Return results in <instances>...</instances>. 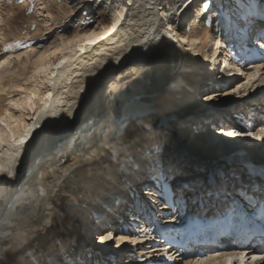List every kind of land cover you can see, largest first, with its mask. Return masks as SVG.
<instances>
[{
    "label": "bare ground",
    "instance_id": "1",
    "mask_svg": "<svg viewBox=\"0 0 264 264\" xmlns=\"http://www.w3.org/2000/svg\"><path fill=\"white\" fill-rule=\"evenodd\" d=\"M66 1L72 0H0V35L7 23L14 28L12 25L21 21L19 25L23 26L14 28L16 34L29 36L26 45L37 51L32 55L25 49L16 52L17 59L10 58L12 53L0 59V255L4 254L9 264L11 250L18 248L17 254H22L31 251L37 240L40 243L45 238L75 234L78 243L69 250L73 260L68 263L58 258L57 264H264V254L255 255L257 259L253 260L236 255L234 247L210 250L197 260L177 259L173 251L159 246L141 247L156 230L163 233L167 224L181 221L180 216L169 215L176 193L188 198L187 214L190 209L198 211L199 197L208 210H213L214 205L222 204L221 197L237 194L227 192L241 188L238 177L245 178L247 184L254 179L264 181L258 174H244L249 167L255 172L259 162L264 164V156L255 157L256 150L264 146V139L259 138L264 136L260 131L264 123L249 131L252 136H229L235 130L227 128L239 127L232 114L234 107L239 105L236 111H243L247 104L264 97V62L255 60L264 55V0H254L256 8L249 0H76L70 5ZM89 4L93 13L74 20L73 13L81 7L89 8ZM190 5L191 21L181 25L177 17L185 16ZM4 23L5 27L1 26ZM49 31L46 40L33 44L32 38ZM255 31L260 35L254 37ZM253 37L256 40L249 42ZM8 63L13 66H5ZM239 75L246 81L234 80L231 84L230 80ZM224 82L230 84L209 91L207 97L212 99H195L201 120L211 123L210 131L203 126L194 135L188 128L193 120L174 122L178 114L190 116L186 110L195 108L179 107L185 96L197 95L202 86L217 84L218 88ZM210 104L214 106L206 109ZM14 107L24 112L17 114ZM217 112L222 114L221 120L215 118ZM215 128H224L218 135L222 144L204 155L231 157L228 167H234L232 172L237 175L233 178L227 179L228 174L222 178L220 170L214 178L215 169H194L190 164L187 154L203 143L210 142L209 147L218 131ZM190 132L194 136H189ZM235 132L244 133L238 128ZM159 149L163 155L159 163H152L151 153L155 156ZM132 150L138 154L134 156ZM143 152L145 160L141 158ZM104 154L121 156L118 166H106L101 160ZM139 169L142 175L158 172L170 180L165 195L169 204L162 203L158 187L150 185L144 190L138 181L130 183L138 177ZM169 170L173 180L167 175ZM8 172L14 175L8 176ZM209 176L213 183L208 182ZM174 180L180 182L179 188L172 186ZM61 181L70 187L67 191L62 188L68 196L66 208L75 207L85 192L92 191L98 201L75 207V215L70 209L55 211L59 199L53 198V192ZM155 181L159 183L160 179L152 183ZM181 183L190 185L182 187ZM232 183L234 188L230 189ZM214 190L219 193L217 199L209 194ZM149 211L158 215L162 211L166 221L152 220L148 227L144 220L138 224L140 213L146 217ZM94 216L96 225L90 220ZM82 218L90 220V226L83 228L89 238L93 236L90 250L80 242V232L75 231ZM40 229L45 231L39 233ZM114 231L118 235L114 242L101 239ZM33 234L30 248L26 242ZM123 249L133 256L121 259Z\"/></svg>",
    "mask_w": 264,
    "mask_h": 264
},
{
    "label": "rangeland",
    "instance_id": "2",
    "mask_svg": "<svg viewBox=\"0 0 264 264\" xmlns=\"http://www.w3.org/2000/svg\"><path fill=\"white\" fill-rule=\"evenodd\" d=\"M18 1H20V0H18ZM76 0H72V1H70V2H67L66 1V4L68 3L69 5L70 4H72V3H74ZM249 2H250V4H251V6H253V7H255L256 8V3H255V1L254 0H249ZM253 2V3H252ZM30 3V2H29ZM212 2H210V4H211ZM31 4V3H30ZM253 4V5H252ZM193 5V4H192ZM192 5H190V6H188L187 7V14L184 16V15H181V16H179V17H177V19L181 22V25H184V26H186L190 21H191V18H192V15H193V6ZM89 6V8H87V7H81L80 9H77V11H76V13H73V18H74V20H76V19H78L79 18V16L81 15V14H83L84 16H87V17H89L92 13H93V8L92 7H90V4L88 5ZM84 10H85V12H84ZM261 14H263V13H261ZM261 16H264V15H261ZM41 17V16H40ZM91 18H93V17H90L89 19L91 20ZM187 18V19H186ZM221 18H224L223 16H221ZM262 18V17H261ZM260 18V19H261ZM87 19V18H86ZM86 19H84V21L86 20ZM225 19H226V17H225ZM224 19V20H225ZM76 21H78V20H76ZM178 21V22H179ZM7 22V21H6ZM20 22L21 21H19V22H16V24H13L12 26L14 27V28H18V26H23V24H21V25H19L20 24ZM1 24V23H0ZM8 24V23H7ZM7 24H6V27H7V29H6V31L4 32V33H2V35H0L1 36V39H0V59L5 55H8L9 53H12L11 54V56L12 57H10V58H14L15 57V59H17V56H15L16 55V52H23V51H25V49L26 50H28V51H31L32 52V55L33 54H35L37 51H36V48H34L33 46H29V44L28 45H26V43L28 42V40L30 39L29 38V36H26L25 38L24 37H20L19 35H21V33L20 34H16V31L14 30V28H12L11 26L9 27V26H7ZM25 25V24H24ZM1 26H3V27H5V23L3 24V25H1ZM180 26V25H179ZM184 29V28H183ZM260 32V31H259ZM259 32H257V34L258 35H260L259 34ZM254 34L256 33V31L255 32H253ZM50 34V31L49 32H44L43 34H39L38 36H36L35 37V39H33L32 38V40H33V44H35V43H37L38 41H40V42H42V41H44V40H46V38L48 37V35ZM253 34V35H254ZM257 34H255V36L254 37H256V35ZM250 37V35L248 36V38ZM254 37L249 41V42H252V40L254 41V40H256V39H254ZM241 39V38H240ZM242 41H244L243 39H241ZM259 40H261V39H259ZM37 41V42H36ZM262 41H263V45H264V38H262ZM35 42V43H34ZM248 44V43H247ZM237 47H238V45H237ZM23 49V50H22ZM183 48H181V50H182ZM222 49H224L223 47H222ZM14 52V53H13ZM34 52V53H33ZM25 53H23L22 55L23 56H25L24 55ZM232 56H233V54H231ZM230 55V56H231ZM9 56V55H8ZM256 61H259V62H264V55H260V57L258 58V59H255ZM11 63L12 64H14V61H13V59H12V61H11ZM5 64V66H11L12 64ZM206 64V63H205ZM13 66V65H12ZM11 66V67H12ZM204 66V65H203ZM210 67V66H209ZM16 69V68H15ZM239 81L240 80V82L241 83H243V82H245L246 81V78H244V75L243 76H237V78L235 79V77L232 79V80H230V83L232 82V81ZM234 81V82H235ZM229 82H224V83H222L218 88L217 87H204V86H202V88L201 89H198L197 91V95H192L191 94V96L189 95V96H185V98L183 99V101H182V103H180L179 104V107H183L184 108V106H190V107H194L195 106V108H192L191 109V111H189V110H186L187 112V114H189L190 116H185V113L183 112V113H180V114H178L177 115V117H176V119L174 120V122L175 123H178V124H180V123H184V119H186V120H193V123L192 124H190V125H188L189 127V130L190 131H192L193 132V134L195 135V132L196 131H198V132H201V131H199L203 126V128H205L206 130H208L209 129V126H210V121H206V120H204V121H202L201 120V115L199 114V111L198 110H196V107H199L200 105H198L196 102H198V101H195V99L196 100H198L199 99V97H201V99L202 98H205V97H207V94H209V91H213V90H219V89H222V88H224V87H226L227 85H229L230 84ZM232 84V83H231ZM167 85V84H166ZM213 85H215V84H213ZM190 91H193L194 89L193 88H191V89H189ZM206 93V94H205ZM197 97H198V99H197ZM192 98V99H191ZM193 100V101H192ZM260 100V99H259ZM192 102H195V103H192ZM234 103H237V102H232V104H234ZM258 104H261V102H258ZM249 105H254V103L253 104H249ZM214 105L213 104H210L206 109H208V108H211V107H213ZM239 105H237L236 107H238ZM236 107H234L233 108V115H234V113L235 114H237V113H239L241 110H237L236 111ZM176 108H178V106L176 107ZM16 110V111H15ZM214 110H216V109H214ZM14 111L17 113V114H19V113H23L24 112V110L23 109H21L20 107L18 108V107H14ZM18 111V112H17ZM20 111H22V112H20ZM189 111V112H188ZM198 111V112H197ZM239 111V112H238ZM242 112V111H241ZM240 112V113H241ZM222 114H220V112H217V114H216V116H215V118L217 117V116H219V118L220 117H222L221 116ZM237 117H239V116H236V118ZM235 118V119H236ZM213 119H214V117L213 118H211V121H213ZM219 120H221V118L219 119ZM222 125V124H221ZM220 125V126H221ZM259 125V124H258ZM257 125V126H258ZM214 126H217V127H220V126H218V125H214ZM213 126V127H214ZM198 127V128H197ZM230 127V128H229ZM259 127H260V125H259ZM227 128H229V130H237V128L239 129V127H232V125H228L227 126ZM193 129V130H192ZM215 130H218V131H215V137H213L214 139H213V142H212V144L209 146V147H207L208 145H209V143H203L202 145L200 144L199 146V148L196 150H192V151H190V153L189 154H187L188 155V157L190 158V164H191V166L194 168V169H203V167H207L206 169H215L214 170V172H213V177L214 178H216V176H218V174H217V172H219L218 170H220V173H219V175H221V177L223 178L226 174H228V176H227V179H229L230 177L231 178H233L234 176H237L236 174H234V171L232 172V169L234 168V167H228V165L230 164L231 165V163H230V161H231V157H228V156H226V157H223V158H220V159H216V158H211L210 157V155H207V156H205L204 155V153H206L207 151H213V150H215V148L218 146V145H221L222 144V142H221V139H220V137L218 136V135H220L219 133H221L220 131L222 130H224V128L223 129H218V128H215ZM208 131H210V130H208ZM192 132H190L188 135L189 136H194L193 134H192ZM217 132V133H216ZM204 142V141H203ZM220 143V144H219ZM249 146H252V143H247ZM259 148H261V149H259V150H256L257 151V153H256V155H255V157H257L258 158V156L260 155V156H264V146L262 145V147H259ZM108 150V149H107ZM261 150V151H260ZM112 151V150H111ZM161 151V149H159L158 151H156V154L157 155H155V156H153V154L151 153V157H150V159L152 160V163H153V160H155V163H159V158H160V156H162L163 154H161L162 152H160ZM259 151V152H258ZM113 152V151H112ZM158 152V153H157ZM219 152V151H218ZM225 152H228V151H225ZM132 154H134V156H135V154H138V153H134V150H132V152H131ZM143 154V155H142ZM141 154V158L142 159H144L145 160V158H146V156H145V153L143 152ZM150 154V153H149ZM239 154V153H238ZM103 155V154H102ZM105 155V157L104 158H101V160L103 159L104 161V163H105V165L106 166H111L112 168L114 167V168H116L117 166H118V162H120V158H121V156L120 157H107V154H104ZM87 157H90V156H87ZM231 158V159H230ZM84 159H85V157H84ZM82 160V159H81ZM98 160H100V158L98 159ZM115 160V161H114ZM206 160L208 161V162H206ZM259 161V160H258ZM261 161V160H260ZM102 162V161H101ZM102 162V163H103ZM112 163V164H111ZM236 163H238V164H240V162H236ZM189 164V165H190ZM260 165L262 166V167H260ZM235 166H237V165H235ZM105 167V166H104ZM137 167H139V166H137ZM140 167H142V165L140 166ZM165 167V166H164ZM214 167V168H213ZM257 167H260V168H262V169H264V164L263 163H261V162H259L258 163V166ZM180 168V167H179ZM142 169V168H141ZM141 169H139V170H137L136 171V173H137V175H138V177L136 178V180L134 179V180H131L130 179V183H132V181H133V183H135V181H138V183H139V186H142L143 187V189L144 190H146V189H148L149 187H148V185H144V183H146V182H144L142 185L140 184L141 182H143V181H145L146 180V178L148 177V176H146V172L142 175V172H141ZM217 169V170H216ZM251 169H253V168H251V167H249L248 169H247V171L245 170L244 171V174H246V177H249V176H254V174H257V172L255 171H253V170H251ZM139 171V172H138ZM151 171V170H150ZM122 173V172H121ZM126 173H128V172H125V174ZM259 176V175H258ZM124 177H125V175H124ZM205 177V175H203V176H201V177H199V179H203ZM213 177L212 176H209V181L208 182H210V183H213L212 181H210V179L212 178L213 179ZM260 177V176H259ZM172 178H174V176L172 177L171 176V179ZM113 180L112 181H114V180H116V177L115 176H113V178H112ZM238 179H239V181L243 184V186H242V184H241V188H243L244 187V183H246L245 182V178L244 179H241L240 177H238ZM111 180V179H110ZM220 179H218L217 181H219ZM111 181V182H112ZM214 181V180H213ZM155 182H157V181H155ZM161 182H163V179L161 180ZM115 183V182H114ZM128 183V182H127ZM132 183V184H133ZM164 183V182H163ZM173 183H176V185L178 186V188L180 187V182L178 183L177 181H173ZM217 183V182H216ZM236 183H238V181L237 182H235V184ZM182 184V183H181ZM247 184V183H246ZM144 185V186H143ZM190 184H188L187 186H189ZM145 186H147V187H145ZM166 186V185H165ZM182 186H183V184H182ZM106 187H109L108 185L106 186ZM124 187H125V185H121L120 186V188L122 189H124ZM166 187H168V186H166ZM184 187H186V186H184ZM62 188H64V189H66L65 191H67V190H69L70 189V187H67V186H65V182L64 181H61L60 183H59V185H58V187H56L55 189L56 190H54L55 192H53L54 193V197L53 198H55L56 200L57 199H59V200H57L56 202H57V204H58V206H56V208H55V211H58V212H60V213H63L62 211H68V209H70V208H66V202H67V200H68V196H67V194H66V192L65 191H62ZM141 188V187H140ZM232 188H234V185H233V183H232V187L230 188V189H232ZM166 189H168V188H165L164 190H166ZM203 189H205V187H203ZM240 189V188H239ZM107 190V189H106ZM233 190V189H232ZM234 190H236V188L234 189ZM51 191H53V190H51ZM141 191H142V188H141ZM153 191L155 192V190H154V188H153ZM215 191H217V190H214V192ZM218 191H221L222 192V190H218ZM102 192H103V190H102ZM213 191H210L209 193H212ZM113 193H116L115 191H113ZM120 193V192H119ZM218 193V192H217ZM82 194V193H81ZM86 195V196H85ZM111 195H112V192H111ZM218 195H219V193H218ZM93 196V197H92ZM94 194L92 193V191H91V193H89L88 194V192H85V193H83L82 195H81V197H80V199H79V201H78V203H77V205L75 206L76 208L80 205V206H82V207H85V205L87 204H89V203H91V202H95V201H98V200H94ZM196 196V195H195ZM220 197V196H219ZM219 197H217V198H219ZM119 198V197H118ZM121 198V197H120ZM200 198V197H199ZM199 198H197L198 200H199ZM216 197H215V199H217ZM85 199V200H84ZM196 198L195 199H193L194 201H196L197 200ZM91 200V201H90ZM119 200H121V199H119ZM126 198L124 199V200H121L122 202H121V204H120V208H121V211L122 210H124V207H125V204L124 203H126ZM148 202L149 201H147L146 202V204H148ZM224 202V201H223ZM145 204V205H146ZM213 204H214V202H213ZM79 206V207H80ZM75 207H72L70 210H69V212L72 214V213H74V215H75V212H74V209H75ZM72 210H73V212H72ZM141 211V210H140ZM129 214H130V212H128ZM79 214V213H78ZM143 215L144 214H141L140 213V216H138L139 218V222H138V224L140 223L141 224V222L146 218V217H143ZM169 215H173L172 213L171 214H169ZM145 216H147V213L145 214ZM79 217V216H78ZM80 218H81V216H80ZM120 218V217H119ZM83 219V218H82ZM85 219V218H84ZM83 219V221L85 222H83V221H79L80 223H81V226H80V223H78L75 227V231L76 230H78L79 232H80V237H79V239H80V242H81V240H82V242H83V245H86V249L87 250H90V248L89 247H91L92 246V243H94V240H93V236H91L90 238H89V235L87 234V233H85V231H84V229L83 228H85V226H87V227H89L90 225H89V222H90V220L92 221V219L94 220V225H96L97 224V217H92V218H90V220H84ZM142 220V221H141ZM47 222H44V224H46ZM30 224V227L32 228V226H31V224H32V222H30L29 223ZM43 224V225H44ZM86 224V225H85ZM69 223L68 224H66V227H69ZM29 226V225H28ZM32 229H35V227L33 226V228ZM83 231H82V230ZM40 231H45V229H40L39 230V233H40ZM99 231V230H98ZM98 231H96V232H98ZM105 231V230H104ZM101 232H103V231H101ZM87 234V235H86ZM115 234V235H114ZM36 235H37V232H36ZM75 235V234H74ZM74 235H70V236H61L60 238H52V237H49L48 239L47 238H45L46 240H44L43 242H40V243H38V240L35 242V245H34V248L30 251V249L29 250H27V251H25V253L23 252L22 254L21 253H19V254H17V252H18V248H16V249H14V250H11V257L9 258V260H10V262H9V264H57V259L59 258H61V260H63L64 259V262H70L71 260H73V258L71 257V254H69L70 253V248H73L74 246H76L77 245V243H78V238L76 237V236H74ZM93 235V234H92ZM35 236V234H33L32 236H29V238H27V239H29V241L28 242H26L27 243V246L28 247H30V248H32V246L31 245H29L30 243H31V239L33 238ZM82 236L85 238L86 237V239L87 240H84V238H82ZM118 238V235H117V231H114V233H113V235H112V240H113V242H114V239L116 240ZM72 239V240H71ZM84 241H86L85 243H84ZM93 241V242H92ZM145 242V243H144ZM142 244H141V247H144V246H150L149 244H146L147 242L146 241H144ZM97 243V242H96ZM25 243H23L22 244V246L24 245ZM38 245V246H37ZM40 245H41V247H40ZM63 246V247H62ZM69 247V248H68ZM8 249V248H7ZM149 250L150 248H143V250ZM9 250H10V248H9ZM52 250V251H51ZM124 251L123 252H125V249H123ZM68 251V252H67ZM16 252V253H15ZM30 252V253H29ZM52 252V253H51ZM59 252V253H58ZM123 252H122V254H121V259H123V258H125V257H129V256H127V252H125V254H123ZM148 252V251H147ZM63 253V254H62ZM160 253H162V251L160 252ZM17 254V255H16ZM52 254V255H51ZM57 254V255H56ZM67 254H68V256H67ZM130 255H132L133 256V254L132 253H129ZM148 254V253H147ZM24 255V256H23ZM56 255V256H55ZM20 256H22V257H20ZM35 256V257H34ZM13 257V258H12ZM52 257V258H51ZM56 257V258H55ZM24 258V259H23ZM36 258V259H35ZM39 258V259H38ZM55 258V259H54ZM63 258V259H62ZM119 258V259H120ZM0 259L2 260V263H0V264H4L3 262H5V264H8V262L7 261H5L6 260V256H4V254H2V255H0ZM31 259V260H30ZM34 259V260H33ZM50 261H49V260ZM23 260V261H22ZM55 260V261H54ZM38 261V262H37ZM41 261V262H40ZM47 261V262H46ZM57 261V262H56ZM81 261V260H80ZM49 262V263H48Z\"/></svg>",
    "mask_w": 264,
    "mask_h": 264
},
{
    "label": "snow or ice",
    "instance_id": "3",
    "mask_svg": "<svg viewBox=\"0 0 264 264\" xmlns=\"http://www.w3.org/2000/svg\"><path fill=\"white\" fill-rule=\"evenodd\" d=\"M9 2H11V0H9ZM129 2H130V0H129ZM203 7H204V9H207V8L209 7V5H208L207 3H205V4L203 5ZM32 10H34V9H29V12H31ZM117 23H118V21H117ZM114 27H115V24H113V28H114ZM233 91L236 92V91H238V89H233ZM49 95H50V94H49ZM223 95H228V93H223ZM205 99H212V97H205ZM30 131H31V130L29 129V132H30ZM260 131H261L262 133H264V128H262ZM228 135H229V136H237V135H248V136H252L253 133H252V132L237 133V132H235V131H232V132H229ZM259 138L264 139V136H261V137H259ZM0 143H2V141H0ZM20 143L23 144V143H24V140L21 139V140H20ZM0 171H2V169H0ZM7 175H8V176H13L14 174H13L12 172H8ZM101 239H102V240H110V239H112V236H111V234L109 233L108 235L101 237ZM120 239L123 240L124 237H120ZM133 243H135V240H133ZM252 259L255 260V259H257V257L253 256Z\"/></svg>",
    "mask_w": 264,
    "mask_h": 264
},
{
    "label": "water",
    "instance_id": "4",
    "mask_svg": "<svg viewBox=\"0 0 264 264\" xmlns=\"http://www.w3.org/2000/svg\"><path fill=\"white\" fill-rule=\"evenodd\" d=\"M264 162V161H263Z\"/></svg>",
    "mask_w": 264,
    "mask_h": 264
}]
</instances>
